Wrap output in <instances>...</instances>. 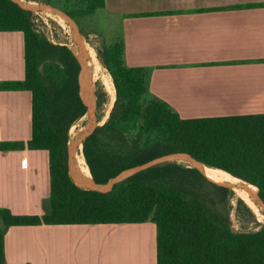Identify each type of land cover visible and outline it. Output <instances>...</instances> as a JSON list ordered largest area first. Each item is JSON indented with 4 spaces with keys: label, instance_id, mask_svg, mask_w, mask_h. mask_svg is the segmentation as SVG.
Returning <instances> with one entry per match:
<instances>
[{
    "label": "trees",
    "instance_id": "1",
    "mask_svg": "<svg viewBox=\"0 0 264 264\" xmlns=\"http://www.w3.org/2000/svg\"><path fill=\"white\" fill-rule=\"evenodd\" d=\"M46 2L77 24L105 6V0ZM0 32L22 34L24 59V79L0 82V91L31 94L29 140L0 143V151H46L49 176L41 216L0 208V264H5L3 239L11 226L145 222L155 226L156 264H264V225L231 189L219 185L224 183L194 167L174 162L152 166L106 193L78 188L68 174V143L71 128L87 110L79 95L80 64L66 45L36 32L30 13L11 0H0ZM123 48L118 42L100 54L116 98L107 121L82 143L79 160L93 181L103 185L154 159L188 154L239 180L250 204L262 206L256 190L243 182L258 190L264 204V114L182 119L167 103L147 100L146 70L125 66ZM91 52L110 100L109 75ZM84 82L88 88L86 77ZM232 213L241 227L256 230L234 231Z\"/></svg>",
    "mask_w": 264,
    "mask_h": 264
},
{
    "label": "crops",
    "instance_id": "2",
    "mask_svg": "<svg viewBox=\"0 0 264 264\" xmlns=\"http://www.w3.org/2000/svg\"><path fill=\"white\" fill-rule=\"evenodd\" d=\"M123 63L146 70L148 97L182 119L264 114V0H105ZM101 35H105L102 32ZM24 79L23 36L0 32V82ZM31 133V94L0 91V143ZM46 151H0V208L44 213ZM155 226H11L5 264H156Z\"/></svg>",
    "mask_w": 264,
    "mask_h": 264
},
{
    "label": "rangeland",
    "instance_id": "3",
    "mask_svg": "<svg viewBox=\"0 0 264 264\" xmlns=\"http://www.w3.org/2000/svg\"><path fill=\"white\" fill-rule=\"evenodd\" d=\"M11 1L13 2L17 1L19 4H21L22 8L26 9V11L30 13L31 23L36 32L46 37L53 44L66 45L73 52L76 58H78L79 61H82L84 68L83 76L86 77L88 83V88H87L86 85L84 84L85 82L83 77L82 85L84 87L83 90L85 92L83 93V96L85 98L84 101L88 105L90 104L93 108V114L95 117L94 126L95 127L100 126L97 124V122L102 120L101 117L102 112L105 110V107L107 106L108 103L109 105L105 115H108L110 113L116 98V93L114 94V99L111 94L109 100V97L104 89V86L102 85V77H101V81L98 79H94L92 76L89 77L88 75L89 72L95 71V69L93 68V66L95 67V64L92 61L93 57L91 56V49H94L96 56L95 59L100 63L105 73L109 75L103 63L100 60V54L105 47L120 42V41L116 42L117 38H121V34H122V27L119 24V22L116 20H111L107 17L104 18L102 13L100 12V9H98L95 11L93 15L81 19L80 23L77 24L72 19H71L72 22H70L59 15L51 13L50 11L38 10L40 7L54 8L52 5L47 3L46 0H11ZM58 17H61L64 21L61 22ZM102 32H105V35L102 36L101 35ZM85 43H86V47L84 48L82 45H85ZM79 44L81 45V47L79 46ZM88 59H91L93 65L92 67L88 66L87 63ZM109 81L111 83L110 75H109ZM99 97H101L100 106H97ZM147 100H151V98L147 97ZM106 118L108 119V117ZM91 119L92 118H90V115L87 113L71 128L69 135L70 147L72 146V140L74 139V137H76L82 131H84L88 123L91 122ZM77 152L78 150H75L76 155ZM182 161L184 160L179 158H171V159L166 158L163 163L174 162L184 166L194 167V165L190 161L186 160L188 163ZM75 164L78 169L77 160L75 161ZM236 195L237 194L235 193V198L243 199L244 202L251 208V210L255 214L257 222L260 225H263V223H261V219L263 217L262 215L264 214L263 207L258 205L256 207L251 206L250 205L251 202L248 199L245 200L241 196L238 195L236 196ZM231 218L233 221L234 231L256 230V228L253 226L241 227L234 213H232Z\"/></svg>",
    "mask_w": 264,
    "mask_h": 264
},
{
    "label": "water",
    "instance_id": "4",
    "mask_svg": "<svg viewBox=\"0 0 264 264\" xmlns=\"http://www.w3.org/2000/svg\"><path fill=\"white\" fill-rule=\"evenodd\" d=\"M14 3L18 4L21 8V4H19L17 1H14ZM24 9V8H22ZM26 10V9H24ZM36 10V9H35ZM38 10H45V11H50L51 13H54L56 15L61 16L62 18L72 22L71 18H69L68 16H66L63 12H61L60 10L56 9V8H52V7H46V8H39ZM78 60V58H77ZM80 64V73L78 76V85H79V95L82 99V102L84 103V105L86 106V114L88 113L90 115L91 122L86 126V128L84 129V131H82L79 135H77L76 137H74V139L72 140V146L70 147L69 143H68V174L72 180V182L78 187L81 188L83 190H87V191H96V192H100V193H106L112 190L113 186L120 183L121 181L125 180L126 178L142 171L145 170L147 168H150L152 166H156V165H161V164H165L163 163L165 161L166 158L171 159V158H184L187 159L188 161H190L193 165L194 168L198 169L202 174L203 172L201 171V169L199 168L200 165H203L201 163H199L198 161H196L194 158H192L190 155L188 154H172V155H167V156H163L157 159H154L146 164H143L141 166H137L135 168H131L128 169L122 173H120L119 175H117L116 177L110 179L106 184H96L92 178H90V180L86 181L81 173L79 172V170L76 167L75 164V159H76V154H75V150H77V146L79 143H81V151H82V143L85 140L86 137H88L93 130L96 128L94 126V121H95V117L93 114V108L92 106L89 104H87L84 100V96L83 93L84 92V87L82 85L83 81L82 78L83 73H84V68H83V63L82 61H79ZM164 160V161H163ZM171 163V162H168ZM204 166V165H203ZM204 175V174H203ZM205 176V175H204ZM206 177V176H205ZM207 178V177H206ZM211 181V180H210ZM89 185V187H85V185ZM243 184L247 187H251L253 189H255L256 191L254 192V196L256 197V200L260 203V205H262V207L264 208V204L263 202L260 200L259 196H258V190L249 185L246 184L245 182H243ZM221 186L227 187L229 188V186L227 185H223V184H219ZM230 189V188H229ZM243 200V199H242ZM244 201V200H243ZM246 204V203H245ZM247 205V204H246ZM248 206V205H247ZM249 207V206H248ZM250 208V207H249ZM251 209V208H250Z\"/></svg>",
    "mask_w": 264,
    "mask_h": 264
},
{
    "label": "bare ground",
    "instance_id": "5",
    "mask_svg": "<svg viewBox=\"0 0 264 264\" xmlns=\"http://www.w3.org/2000/svg\"><path fill=\"white\" fill-rule=\"evenodd\" d=\"M60 19L61 22H63V20L58 17ZM49 30V29H48ZM83 39V38H82ZM79 43V42H78ZM82 44V42H81ZM79 46L81 47V45L79 44ZM84 48L86 47V43L85 45H82ZM78 50V49H77ZM91 56H92V52H91ZM84 59V58H83ZM92 59V58H91ZM91 59H88L87 60V63H88V66L89 67H92V61ZM87 66V67H88ZM93 68L95 69V71H90L89 72V77L92 76L94 79H98L101 81V76L99 74V72L96 70V68L93 66ZM111 94H112V97L114 99V94H115V90H114V86H113V83H112V80H111ZM106 117H109V114L108 115H105ZM103 117V119L99 122H97L98 125H103L107 120L106 117ZM89 124V123H88ZM77 155H76V159L75 161L77 160L79 166L82 168V170L85 172V174L87 175L88 177V180H90L91 176H90V173H89V170H88V167L86 165V163L83 164V162H81L79 160V155H80V151H81V143L78 144L77 146ZM179 158V157H178ZM179 159H183L184 161L182 162H187L188 160L187 159H184V158H179ZM187 160V161H186ZM188 163V162H187ZM199 168L201 169V171H203L204 173L206 174H209V175H212L213 177L217 178L219 181H221L222 183H224L225 185L229 186V188L231 190H233L238 196H241L242 198H244L245 200L247 199L246 197V193H245V189L243 187V185L241 184V182L239 180H237L236 178H233L231 177L230 175H228L227 173L221 171V170H218V169H213V168H209V167H205L203 165H200ZM79 169V168H78ZM85 187H89V185H85ZM236 195V196H237ZM251 206H254L252 204H250ZM264 209V208H263ZM262 219H261V223H263L264 225V214L262 215ZM262 226V225H261Z\"/></svg>",
    "mask_w": 264,
    "mask_h": 264
}]
</instances>
